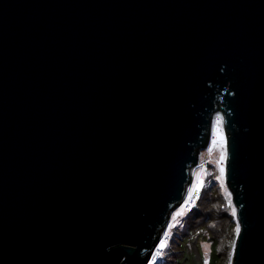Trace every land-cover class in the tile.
I'll return each mask as SVG.
<instances>
[{
  "label": "water",
  "instance_id": "1",
  "mask_svg": "<svg viewBox=\"0 0 264 264\" xmlns=\"http://www.w3.org/2000/svg\"><path fill=\"white\" fill-rule=\"evenodd\" d=\"M216 114L264 264V0H0V264H145Z\"/></svg>",
  "mask_w": 264,
  "mask_h": 264
},
{
  "label": "trees",
  "instance_id": "2",
  "mask_svg": "<svg viewBox=\"0 0 264 264\" xmlns=\"http://www.w3.org/2000/svg\"><path fill=\"white\" fill-rule=\"evenodd\" d=\"M204 186L205 178H202V184L200 187L201 191L199 192L198 197L193 200L189 207L190 209L187 208L188 210H185L184 215L176 219V221H178L177 223H180L190 212L195 210V219H197V221L193 222H198L197 225L196 223H190L185 231H178L179 237L175 242L177 244L175 245L176 249H170V242L175 238L174 235L170 233V240L166 242L162 255L154 264H182L183 262H187V259L191 260V263L189 264H201L202 260H206L207 255H209L207 259L208 264H226L227 259H229L228 264H230L231 252L236 234V231L234 230L235 225L232 220L220 210L219 203H221V199L219 193L213 194V200L215 199L214 202H219L216 206L213 205L212 207H207L210 202L213 203L212 198L209 200V196H207L206 198L208 200L204 203L203 208L202 206L200 208L197 207L198 202L203 198ZM199 237L204 240L202 245H207L206 251L202 245V248L198 246ZM184 240H186V242H183ZM177 252H180L181 254L179 256L176 255L173 258L172 263L165 259L169 254H175ZM184 252H187L188 256H185ZM211 255L212 261L210 260ZM224 257L227 258L226 261L223 260ZM181 259L182 262H180Z\"/></svg>",
  "mask_w": 264,
  "mask_h": 264
},
{
  "label": "rangeland",
  "instance_id": "3",
  "mask_svg": "<svg viewBox=\"0 0 264 264\" xmlns=\"http://www.w3.org/2000/svg\"><path fill=\"white\" fill-rule=\"evenodd\" d=\"M214 123H215V129H217V131H216L217 132L216 133V139L213 140L214 138L210 137L208 145L205 148L200 149L199 155H198V163L196 164V166H194L191 169V180L193 178L198 177L199 179H201V184H202V178H205V186L203 188L204 189V195H203V198L201 199V201L198 202L197 207L200 208L202 206V208H203L204 203L207 202V200H208L206 198L207 196H209V200H211V198L213 200V194L219 193V197L221 199V203L214 202L215 201V199H214L213 203L210 202L207 205V207H212L213 205L216 206V204L219 203L220 210L225 215H227L229 219L232 220V222L235 225L234 226V230L236 231L238 223H237V220H236V215H233V210H235V208H234V205H233V203L231 201V194H230L229 190L227 189V187L225 185V182H224V159H225V143H224V140H225V137H224V133H223L222 126H221V121L218 124H217L216 121H214ZM216 126H217V128H216ZM221 154L224 155V159L223 160H221ZM221 170H223V177H222V180H218L217 177L221 176ZM229 200L231 201V203H229ZM191 204L192 203H190V205ZM190 205L186 206V203L183 200L181 202V204L178 205L170 213V222L167 225L168 226V231H169V233H171L175 237L170 242V244H171V248L170 249H172V248L176 249L175 245H177V244L175 242H176V240L179 237L178 231H180V232L185 231L190 223H196V225L198 223V222H193V221H197V219H195V217H196V215H195L196 211L195 210L190 212L187 215V217L183 221H181L180 223H177L178 221L173 220V216H174L175 213H177L178 211L185 212V210L190 209L189 208ZM180 217L181 216H178V217H176V219H178ZM169 225H173V227L169 228ZM175 232H177V233H175ZM236 234H237V231H236ZM236 234H235V236H236ZM183 242H186V240H184ZM203 242H204V240L201 237H199L198 238V246L200 248L203 247L204 250L206 251L207 249H205L204 244L202 245ZM201 245H202V247H201ZM212 253H213V251H212ZM180 254H181L180 252H177L175 254H169V256H167V257H170V258L165 257V259L168 260V261H171V263H172L173 262V258L176 255L179 256ZM184 255L188 256V253L184 252ZM208 256L209 255H207L206 259H208ZM210 257H211L210 260L212 261V255ZM226 259H227L226 257L223 258L224 261H226ZM186 261L187 262H183L182 264L191 263V260H189V259H187ZM180 262H182V259H181ZM228 262H229V259H227L226 264H228ZM201 264H205V261L202 260Z\"/></svg>",
  "mask_w": 264,
  "mask_h": 264
},
{
  "label": "built area",
  "instance_id": "4",
  "mask_svg": "<svg viewBox=\"0 0 264 264\" xmlns=\"http://www.w3.org/2000/svg\"><path fill=\"white\" fill-rule=\"evenodd\" d=\"M217 116L220 117V121H221V116H220L219 114H216V115L214 116V121H216V117H217ZM214 121H213V123H212L211 135H210L211 138H214L213 140L216 139V133H217V132H216L217 129H215V123H214ZM213 127H214V128H213ZM216 128H217V126H216ZM213 129H214V130H213ZM195 166H196V165H195ZM194 185H198V186H199V187H198V192H194L193 195H192L191 197H189V189H192ZM200 187H201V179H199L198 177L193 178V179L191 180V182L188 184V186H187V188H186V193H185L184 196H183V200H184V201H188V203H186V206H189L190 203H192L193 200H194L195 198L198 197L199 192H200ZM183 200H182V201H183ZM165 232H169V231H168V226H167V227L161 232V235H160V237H159L157 243L154 245V247H153V249H152V251H151V253H150V256H149V258H148V261H147L145 264H154V263L158 260V258L162 255L165 246H164L163 248H160V243H161V241H162V240H166V242H167V241L171 238V235H170V234H169L168 237H165V235H164ZM157 251L160 252V255H159V256L156 255Z\"/></svg>",
  "mask_w": 264,
  "mask_h": 264
},
{
  "label": "snow or ice",
  "instance_id": "5",
  "mask_svg": "<svg viewBox=\"0 0 264 264\" xmlns=\"http://www.w3.org/2000/svg\"><path fill=\"white\" fill-rule=\"evenodd\" d=\"M216 122H217V124L220 122L219 116L216 117ZM223 159H224V155L221 154V160H223ZM222 177H223V170H221V176H218L217 179L222 180ZM198 187H199L198 185H194L192 189H189V197H191L194 192H198ZM185 203H188V201H185ZM229 203H231L230 200H229ZM182 215H184V212L178 211L177 213L174 214L173 220H176V217L182 216ZM233 215H235V210H233ZM169 227L171 228V227H173V225H169ZM236 231L239 232V226H237ZM169 234H170L169 232H165L164 235H165V237H168ZM165 245H166V240H162L160 243V248H163ZM204 247H205V249H207V245H204ZM156 255L159 256L160 252L157 251ZM205 264H208L207 259L205 260Z\"/></svg>",
  "mask_w": 264,
  "mask_h": 264
}]
</instances>
